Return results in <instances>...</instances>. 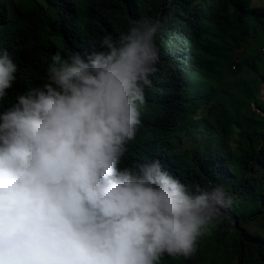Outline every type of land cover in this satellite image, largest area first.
I'll use <instances>...</instances> for the list:
<instances>
[{
	"label": "clouds",
	"instance_id": "9594fccd",
	"mask_svg": "<svg viewBox=\"0 0 264 264\" xmlns=\"http://www.w3.org/2000/svg\"><path fill=\"white\" fill-rule=\"evenodd\" d=\"M16 7L0 0V24ZM170 15L130 20L119 35L67 33L37 52L36 75H23L21 30L0 40V264L196 261L233 197L219 184L190 188L165 150L142 143L152 90L171 86L164 100L177 102L157 41ZM130 144L148 160L123 164Z\"/></svg>",
	"mask_w": 264,
	"mask_h": 264
},
{
	"label": "trees",
	"instance_id": "16d2710c",
	"mask_svg": "<svg viewBox=\"0 0 264 264\" xmlns=\"http://www.w3.org/2000/svg\"><path fill=\"white\" fill-rule=\"evenodd\" d=\"M17 5L9 10V24H0V40L12 30L23 33L31 56L23 75H36L37 52L41 47L62 46L67 33L119 35L130 20L171 12L157 41L166 52V80L177 83L172 86L177 102L164 100L163 93L171 86L152 90L154 100L143 111L153 124L149 130L143 128L147 134L142 143L168 151L165 161L173 163L179 180L190 188L219 184L233 197L223 221L209 231L201 246L198 241L199 256L191 264H264V233L250 230L256 226L257 232H264V101L257 102L264 84V4L17 0ZM246 71L252 77H245ZM146 151L128 145L123 164L148 160Z\"/></svg>",
	"mask_w": 264,
	"mask_h": 264
},
{
	"label": "rangeland",
	"instance_id": "374dc122",
	"mask_svg": "<svg viewBox=\"0 0 264 264\" xmlns=\"http://www.w3.org/2000/svg\"><path fill=\"white\" fill-rule=\"evenodd\" d=\"M244 76L247 77V78L252 77L250 71H246V73L244 74ZM257 99H258L257 102H259L260 100H263L264 101V84H263V87L260 89V93H259V96L257 97ZM252 107L255 108V104H253ZM250 230L253 233H264L263 231L257 232L256 226H253Z\"/></svg>",
	"mask_w": 264,
	"mask_h": 264
},
{
	"label": "bare ground",
	"instance_id": "6f19581e",
	"mask_svg": "<svg viewBox=\"0 0 264 264\" xmlns=\"http://www.w3.org/2000/svg\"><path fill=\"white\" fill-rule=\"evenodd\" d=\"M84 45H85V44H84ZM85 49H87V48L82 47V48L80 49V52L84 51ZM167 152H168V151H165V152L163 153V155L167 154ZM164 163H166V162H164Z\"/></svg>",
	"mask_w": 264,
	"mask_h": 264
}]
</instances>
